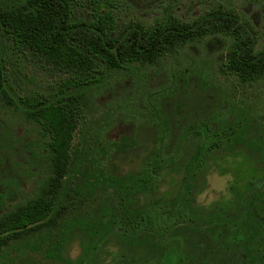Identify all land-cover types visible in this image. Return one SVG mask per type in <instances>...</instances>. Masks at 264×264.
Masks as SVG:
<instances>
[{
  "label": "trees",
  "instance_id": "trees-1",
  "mask_svg": "<svg viewBox=\"0 0 264 264\" xmlns=\"http://www.w3.org/2000/svg\"><path fill=\"white\" fill-rule=\"evenodd\" d=\"M110 3L0 0V100H6L0 103L39 126L46 163L35 194L0 213V259L11 246L38 236L40 243L51 242L45 254L57 264L130 263L135 249L143 251L137 257L146 254L154 261L167 249L179 252L182 243L186 246L187 238L177 229L193 226L210 230L218 241L224 237L234 247L240 245L260 264L264 231L258 226L264 221L214 218L197 200L200 180L213 171L214 157L227 155L225 135L232 122L226 113L221 120L209 114L210 101L185 111L175 101L162 102L165 111L153 108L154 132L144 136L137 156L125 158L128 163L138 160L136 170L115 173L107 169L102 144L97 142L98 153L87 139L93 138L96 117L87 112L85 100L106 84L110 71L160 65L215 34L230 43L221 72L241 85L255 83L264 79V45L256 50L251 26L227 8L212 9L193 21L168 12L153 24H119ZM76 7L84 8V18L75 16ZM1 38L13 53L52 65L65 76L62 84L53 92L19 95L9 79ZM233 125L236 137L245 125ZM257 139L248 135L247 145H257ZM75 241L80 251L73 258Z\"/></svg>",
  "mask_w": 264,
  "mask_h": 264
},
{
  "label": "rangeland",
  "instance_id": "rangeland-1",
  "mask_svg": "<svg viewBox=\"0 0 264 264\" xmlns=\"http://www.w3.org/2000/svg\"><path fill=\"white\" fill-rule=\"evenodd\" d=\"M219 7L235 11L244 24L250 25L255 49L262 48L264 0H111L110 3L119 24L131 20L153 24L168 12L182 20L193 21ZM75 16L84 18V8L76 7ZM1 42L10 82L19 95L53 92L62 84L65 76L52 65L30 55L13 53L6 39L1 38ZM229 44L223 35L208 36L188 45L176 57L166 58L160 65H136L132 72L110 71L106 84L86 95V110L96 117L91 127L93 138L87 139L94 141L93 150L98 153L97 142L102 144L99 149L107 154L110 172L136 170L138 160L128 163L130 160L125 158L139 154L144 136L155 129L153 108L165 111L164 104L168 101L179 103L180 110L184 111L188 107L199 109L203 102L210 101L209 114L215 118L219 115L220 119L226 113L232 120L243 111L264 121V101H256L264 99V79L241 85L233 75L221 72V59ZM43 155L39 126L0 103V213L35 194L45 172ZM213 171H208L199 183L200 203L205 205L223 191L226 184V176ZM177 233L187 238L186 246L182 243L179 252L173 247L157 260L148 261L146 254L137 257L143 251L137 253L135 249L131 262L122 264H255L240 245L234 247L224 237L218 241L210 230L192 226L178 228ZM43 240L45 237L41 238ZM50 243H40L38 236L27 237L11 246L0 264H57L45 254ZM79 251V242L75 241L70 255L76 258ZM262 257L264 259V251ZM116 264L121 263L116 260Z\"/></svg>",
  "mask_w": 264,
  "mask_h": 264
},
{
  "label": "flooded vegetation",
  "instance_id": "flooded-vegetation-1",
  "mask_svg": "<svg viewBox=\"0 0 264 264\" xmlns=\"http://www.w3.org/2000/svg\"><path fill=\"white\" fill-rule=\"evenodd\" d=\"M239 21L244 24L240 19ZM256 101H264V99H256ZM237 116L238 117L232 120L230 119L232 125L225 135L227 137V147L224 149L227 155L224 159H219L217 156L214 157L215 163L212 167L214 173L226 176L225 188L223 191L215 194L216 197L211 200L208 205L200 204L204 207H209V214L214 218L222 217L235 219L239 217H252L260 219L263 223L264 121H258L250 114L243 111ZM239 116L241 120H239ZM229 117L231 118V115H229ZM233 123L245 125L244 129L235 132L237 135L236 137L233 136L235 131L232 129L235 126ZM250 124L253 129L247 130ZM248 135H255L258 137L256 140L257 145H247V143H249ZM250 157L260 159L261 161L257 160L250 163L248 161ZM203 180L204 179H201L200 182H203ZM199 197L200 194L197 195L198 202L201 201ZM258 230L264 231V224L260 227L258 226ZM263 251L262 254H260L262 264H264V259L262 257Z\"/></svg>",
  "mask_w": 264,
  "mask_h": 264
}]
</instances>
